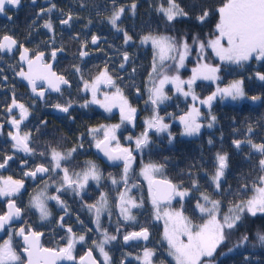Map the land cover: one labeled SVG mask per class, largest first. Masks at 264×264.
<instances>
[{"label":"flooded vegetation","instance_id":"flooded-vegetation-1","mask_svg":"<svg viewBox=\"0 0 264 264\" xmlns=\"http://www.w3.org/2000/svg\"><path fill=\"white\" fill-rule=\"evenodd\" d=\"M140 1L145 2L146 0H115V4L113 0H35V2L33 0H21L19 7L8 6L5 13H0V36L4 34L11 35L19 44H23L33 52H44L45 60L52 65V70L69 81L68 85H61L60 92H53L48 89L45 82L37 81V91L43 90L45 95L41 98L33 91V95H31L26 86L28 81L18 75L22 67L25 71L27 70V66L19 60V50L14 49L11 53H0V125H2L0 127V160L6 155L13 156V160L9 161L6 167L0 168V180H7L11 177L13 180L23 181L24 185L14 196L0 197V213L6 211V203L9 199L14 200L22 210L21 221L11 224L3 230L0 235V244L11 236L14 248L20 251L23 246L21 237L15 235V233L20 228H25L42 233L40 242L46 248L64 247L68 235L66 230L71 227L76 236L85 235L86 237L85 242L75 245L73 255L76 257V262L89 249H93V256L97 261H102L103 258L99 251L95 250L93 241L99 242L104 237L102 231H97L94 222L95 214L89 211L87 205L95 204L100 200L103 193L107 196L108 206L100 217L101 228L102 230L106 229L108 235H116L117 237L116 240L104 246L111 257V264H140V261L136 260L135 257L142 253L141 249L155 242L162 243L167 248V242L162 239L164 221L155 219L154 209L148 194V182L139 175V170L145 165L156 163H152L146 157L148 146L142 149L135 148V139L140 136L139 128L143 129V132L146 128L145 123L139 120L140 114L142 112H148V114L154 112V110H149L151 104L149 92L143 90L142 93H139L135 91V95L132 93L135 96L133 100L117 85L118 77H116L118 71L125 72L127 68L131 69L134 64L138 66L140 52L150 49L148 44L140 42V38L145 35L135 39L123 25L125 18H131L135 15L136 7L133 12L131 5L135 3L137 6ZM53 4L56 7L50 12L47 11ZM121 6L125 8V12L117 24L123 31H117L109 23V18L113 11ZM41 9L45 11L41 12ZM69 15L72 17L69 24H61L60 21L67 19ZM48 21L53 25L51 31L43 27ZM124 32L132 37V40L127 44L124 42ZM93 36L98 38L97 44H92ZM117 37L118 41H116ZM107 45L112 47L106 55H103L101 49L103 47L107 49ZM53 51L56 52L55 59L51 56ZM82 51L87 52L88 55L82 57L80 55ZM124 53L128 54L129 59L127 62L123 59ZM108 59L111 63H107ZM262 63L258 61L255 65H252L251 73H253V76L256 71L264 73ZM121 64L124 65L123 68H121ZM105 67L116 70L113 75H110L113 77L116 86L121 89L128 99L129 104L137 110L132 127L128 122L121 123L115 109L107 112L99 105L92 103H88L87 107L82 106L92 99L91 92L84 91V82H91ZM77 68L80 69L79 72L76 70ZM255 80L258 82L260 89L264 82ZM109 90L113 91L115 88ZM106 91L107 87L101 85L99 98L102 99L103 93ZM13 97L18 103L24 104L29 111L28 118L21 124V132L31 133L30 147L34 149L32 154L16 151L12 147L13 142L8 136L10 131H15L8 121L13 117L19 119V109H13L11 113L7 111V108L12 104ZM188 101V98L171 94L170 99L159 104L160 111L162 109L165 113L166 119L163 118V122L172 121V119L188 111ZM69 103L72 106L69 108L68 113L54 108L56 104L67 105ZM183 105L185 109L181 111ZM212 105L210 109L208 106L203 105L197 107L201 113L199 122L202 124L197 135H182L183 125L180 120L168 123L170 126L168 131L162 133H157L154 129L149 131V134L154 133L157 138L155 141L156 147L160 148L161 145L171 146L177 139L199 140L203 133L209 134L208 140L212 141L214 123L211 128L207 126L211 120V117L207 114L209 112L213 113ZM154 107L155 112H157L158 107ZM170 107L173 108V111L168 112ZM94 113L104 115L106 121L88 127L80 124L84 115L92 116ZM116 124L121 125L120 129L128 130L127 136L132 137V140H128L126 136L127 144L120 143L123 147L131 148L133 150L132 155L135 157L128 173L127 186L121 179L123 162L121 161L117 166H109L103 163L95 152L96 139H101L103 133L93 134L90 132V129L93 128ZM120 129L116 132L117 137ZM169 133H171V137ZM170 140L171 142H169ZM81 144L82 147H80ZM149 144H152L151 141H149ZM72 148H76L77 151L73 153L69 160L62 161V167H67L70 174L82 172L88 167V162L94 163L101 173L100 181L97 183L89 180L87 187L79 195L70 189L56 191L58 187H61L63 177V172L60 169L37 174L36 177L24 175L25 172L34 171L40 165L51 169L52 149L67 153ZM41 153H44V155H41ZM157 165L160 164L157 163ZM162 171V174L156 177L170 180L183 189L191 187L192 182L189 185L188 183H177L164 175ZM110 176L120 182L113 185ZM126 187L130 189L129 195L134 197L137 202L143 200L142 207L132 209V214L136 217L135 221H124L117 207L118 195L120 192L125 191ZM41 192L44 193L45 197L58 195L64 205L61 206L55 200L45 199L50 215L43 220L39 211L32 207L31 203L32 198ZM200 192L193 191L189 197L180 202H178L179 198L173 200L171 208L179 210L181 203L185 207L191 198L194 199L193 204L195 207ZM188 208H191L190 203ZM109 212L111 215H109ZM61 217H63V227L60 226ZM144 227L148 228L150 233L148 241H132L126 246L122 244L124 234L139 231ZM117 228L120 229L119 232H117ZM154 262L155 264H175L174 259L168 255V250L165 254L164 252H156ZM72 264H75V262H72Z\"/></svg>","mask_w":264,"mask_h":264},{"label":"snow or ice","instance_id":"snow-or-ice-1","mask_svg":"<svg viewBox=\"0 0 264 264\" xmlns=\"http://www.w3.org/2000/svg\"><path fill=\"white\" fill-rule=\"evenodd\" d=\"M35 2V0H33ZM21 0H0V13H5L8 6L19 7ZM115 4V0H113ZM167 7L161 4L157 11L162 13L168 22L176 20L178 17H187L188 13L183 10L176 0H167ZM56 6L53 4L47 11H51ZM135 3L131 5V10L135 11ZM45 11L41 9V12ZM125 8H116L109 23L117 31H123L118 27L117 22L124 14ZM218 21L215 24L213 38L205 41H199L198 37H193V43L199 44V52L197 53L198 60L201 61L192 69V76L188 80H182L179 75L169 76L167 74H158L159 83H153V87L148 89L149 101L153 106L158 107L170 97L165 93L166 84H173L178 93L185 97L191 96L193 101L199 100L200 104L207 105L211 108L212 102L219 96L221 99L230 98L233 101L246 98L244 90V80H235L227 87L221 88L217 86L216 90L206 99L200 100L195 95L193 86L197 80L217 81L220 77L217 73L220 71L219 66H213L207 62L205 50L210 48L215 57L221 62L243 66L245 63L253 59L259 62H264V0H223L221 6L217 9ZM209 16L208 11H203L197 19L203 23ZM72 17L69 15L67 19L61 20V24L68 25ZM43 27L53 28L50 21L46 22ZM132 37L124 32V42L129 43ZM92 44L98 43V38L93 36ZM151 43L154 50L153 73H157L156 62L159 61L161 68L167 60L176 61L177 68L184 67V61L190 54V46L187 41L177 43L175 38L168 36H157L148 34L141 38L142 44ZM14 49L19 50V60L23 65L27 66L25 71L22 67L18 75L28 81L33 93L43 98L45 92L37 91V81L45 82L48 89L55 92L61 91V85H68L69 81L63 76L57 75L52 70V65L45 60V53L42 51L33 52L25 47L11 35L4 34L0 36V53H11ZM80 55L87 56L88 53L82 51ZM53 59L56 57V52L51 53ZM123 59L128 61L127 53H124ZM121 64V68H123ZM78 72L79 68L76 69ZM261 82H264V73L256 71L253 77ZM151 79V76H150ZM104 85L108 88H115L114 92H104L103 98H99L100 86ZM187 86L185 91L184 86ZM84 91H90L92 95L91 101L86 102L83 107H87L88 103L97 104L105 111L111 112L114 108L119 109L121 123H132L135 119L136 108L129 104L128 99L124 96L119 87L116 86L113 77L110 75L107 67L99 72L91 82H84ZM261 97L252 96L253 101L259 100ZM72 105H54V108L61 112L68 113ZM13 109H19V119L13 117L8 121L15 129L14 132H9L12 147L18 152L27 154L34 153V149L30 147L31 133L21 132V124L28 118L29 111L24 104L18 103L13 97L12 104L7 108L11 113ZM155 112V107H154ZM200 110L193 107L183 116H180V123L183 125L182 135L193 136L200 132L202 124L199 122ZM216 121L215 116H211L208 127L211 128ZM145 131L135 139V148L142 149L149 143V131L155 130L157 133L168 131L169 125L163 122L158 112L145 121ZM120 124L111 126H101V128L90 129V132L103 133L101 139H96L95 147L104 154L109 161H122L123 173L121 179L125 186L128 183V173L131 169L135 157L132 155V149L123 147L116 135ZM2 127V125H0ZM248 131L251 133L252 128ZM171 137V133H169ZM132 140V137H127ZM171 142V140L169 141ZM247 143L250 150L264 156V143H253L251 138L246 141L234 140L233 144L237 149H241L242 143ZM209 143H212L209 140ZM83 145L81 144L80 147ZM77 151L72 148L67 153H62L56 149L51 151V169L43 165L37 166L34 171L25 172V176L36 177L37 174L48 173L60 169L63 172L61 187L56 189L57 192L63 190H72L77 195L83 191L89 180L96 181L101 179V173L97 166L88 162V167L82 172L69 173L67 167H62V161L69 160L73 153ZM44 155V153H41ZM13 160L12 155H6L0 160V168L8 165L9 161ZM229 167L228 155L217 153L215 157L214 172L210 176L211 185L214 186V192L223 196L225 191L222 190V184L225 178L226 170ZM163 165L147 164L141 169V175L148 182V194L151 204L154 209L156 220H163V236L162 239L167 242L168 255L171 256L175 264H214L217 249L230 238L234 229H237L240 223L247 217L264 216V158L259 160V173L251 183H243L235 193L229 192L239 202H231L227 207V211H222L223 204L219 199H213L208 192H200V186L197 181L193 180L191 187L187 189L181 188L179 185L172 183L167 179H157L156 174L162 171ZM113 185L120 181L113 177H109ZM23 181L13 180L9 177L7 180H0V197H12L17 194L23 187ZM135 187V185H133ZM193 191L200 192V196L196 201L195 209L199 211L203 218L202 223H194L187 215H185L183 204L179 210L172 209L173 200L179 198L183 201L189 197ZM130 189L126 187L125 191L118 195L117 207L120 211V216L124 221H135L136 217L132 214L133 208L143 206V200H137L129 195ZM249 193H251L249 195ZM45 199L57 201L63 205L58 195L45 197L41 192L32 198V207L36 208L41 219H47L50 215L46 206ZM108 200L105 194H101V198L95 204L87 205L90 212L95 214V224L97 231H102L103 239L99 242L93 241L95 250L99 251L102 261H97L93 256V249H89L85 255L80 256L78 262L73 255L75 245L83 243L86 240L85 235L76 236L71 227L67 228V243L64 247L46 248L40 242L42 233L31 229L20 228L15 235L22 237L23 246L20 251L14 248L12 237L0 244V264H58L60 261H72L75 264H111V257L105 250V244L117 239L116 235H108L107 230H102L100 217L103 211L107 209ZM21 209L16 205L14 200L9 199L7 202V210L0 213V230H4L6 225H9L14 218L21 215ZM109 215L111 213L109 212ZM61 219V227L63 217ZM120 229L117 228V232ZM150 233L148 228H141L139 231H131L123 236V241L128 244L132 241H148ZM257 241L260 246L264 247V233H256ZM62 239H64L62 237ZM249 237L242 235L238 243L234 247H240L247 242ZM229 252L233 248L228 249ZM223 254V253H221ZM156 251L145 247L141 255L135 257L140 261V264H155L154 257Z\"/></svg>","mask_w":264,"mask_h":264},{"label":"trees","instance_id":"trees-1","mask_svg":"<svg viewBox=\"0 0 264 264\" xmlns=\"http://www.w3.org/2000/svg\"><path fill=\"white\" fill-rule=\"evenodd\" d=\"M176 2L188 13L187 17H178L176 20L168 22L164 15L157 11L161 4H165V0H146L137 4L135 15L131 18H125L123 25L135 39L147 34H167L169 37L175 38L178 44L186 40L191 49L190 54L185 59L189 67L194 65L195 59H198V52L192 47L197 44L193 43V37H198L199 41L206 42L214 34L218 19L217 9L221 6L223 0H176ZM203 11H208L209 16L201 23L197 17ZM116 41H118V37ZM106 47L107 49L105 47L101 49L103 55H106L112 46L107 45ZM152 55L151 48L145 49V51L140 52L138 66L134 64L131 69L127 68L125 72H117V85L133 100L135 99V96H133L135 91L139 93H142L143 90L148 92L147 89L152 87L159 72L166 69L158 70V73L153 75V82L151 80L150 83H147ZM133 61L135 62V60ZM168 62L174 64L176 61L168 60ZM107 63H111V61L108 59ZM262 64L264 66V62ZM188 67L184 69V73L189 72ZM168 69H171V67ZM108 70L112 75L116 71L111 68ZM251 70V66L240 67L238 65H228L227 68L223 66L220 68L218 72L221 77L219 83L242 77L245 92L261 98L257 102L214 101L212 110L216 121L212 132V143H209V134L203 133L199 140L177 139L171 146L161 145L160 148H157L155 144L157 138L154 133L149 134V141L153 145H147V159L152 163L163 165V174L177 183H188L189 185L193 180L197 181L201 192H208L212 195V198L215 197L222 201L223 210L227 209L234 200L239 202L229 192L235 193L243 183H251L252 179L260 174L258 163L261 157H264L251 151L246 142L242 143L241 149H237L233 144L234 140L246 141L248 138H251L253 143H264V83L259 89L258 82L254 78H249L253 77ZM193 89L200 96L210 95L213 92V84L206 80H197ZM178 99L180 98L178 97ZM184 109L185 106L183 105L181 111ZM149 110H154L152 104L149 105ZM156 110L157 112L160 111L159 107ZM170 111H173L172 107L168 109V112ZM152 112H149V114L148 112H142L140 116L152 117L155 114V112ZM163 112L161 109L158 114L165 118ZM141 117L139 118L140 121ZM105 121L104 115L94 113L92 116L84 115L80 124L88 127ZM249 127L252 128L251 133L248 131ZM138 131L141 135L143 129L139 128ZM127 134L128 130H119L118 139L120 143L127 144ZM217 153H226L229 158V167L226 170L222 184V190L227 191L223 196L214 192V186L210 182ZM189 203L191 205L190 209L188 208ZM193 203V198L188 200L187 206L184 207L185 215L192 219L194 223H202L203 218L195 209ZM257 232L264 233V216H247L238 228L233 230L232 235L225 244L217 249L215 264H264V247L260 246L257 241ZM242 235H247L249 237L248 241L240 247H234ZM154 247L156 252H164V254L167 252L162 243H155ZM229 248H233V251L229 252Z\"/></svg>","mask_w":264,"mask_h":264},{"label":"rangeland","instance_id":"rangeland-1","mask_svg":"<svg viewBox=\"0 0 264 264\" xmlns=\"http://www.w3.org/2000/svg\"><path fill=\"white\" fill-rule=\"evenodd\" d=\"M165 7H167L168 5H167V0H165V4H163ZM217 21H218V19H217ZM217 23V22H216ZM215 31V30H214ZM148 35V34H147ZM153 35H157V36H168L167 34H153ZM143 37V36H142ZM141 37V38H142ZM169 37V36H168ZM141 38H140V42H141ZM211 38H213V35L211 36V37H209L207 40H209V39H211ZM206 40V41H207ZM149 46H150V48H151V50H152V63H151V68H150V74H149V76L147 77V83H150V81L152 80V82H153V80H154V77H153V75H155L156 73H153V60H154V50H153V47H152V45H151V43L149 42V43H147ZM193 48H195V50H196V52H199V44L197 43L196 45H194V46H192ZM205 56H206V60L204 61V62H207V63H209V64H212L213 66H219L220 68L223 66V67H225V68H227V66L228 65H235V64H228V63H225V62H221L217 57H215L214 56V54L212 53V50L210 49V48H208V49H206L205 50ZM187 59V58H186ZM201 61H199L198 59H195V62H194V65H192V66H189L188 67V65L186 64V61H184V67H179V68H177V66H176V62L174 63V64H171V63H169L168 62V60L167 61H165L164 62V66H163V68L165 69L164 71H162V72H159V74H167V75H169V76H174V75H179L180 76V78L182 79V80H188L191 76H192V69L194 68V67H196L197 66V64L198 63H200ZM256 62H258V61H256V60H252V61H249V62H247V63H245L242 67H246V66H251L252 67V65H255V63ZM156 66H157V73H158V70L159 71H161L163 68H161V66H160V63H159V61H157L156 62ZM169 67H171V69H168ZM189 68V72L188 73H184V69H186V68ZM241 67V66H240ZM217 75L220 77V75L217 73ZM150 76H151V79H150ZM221 78V77H220ZM242 79V77H236V78H234V79H231V80H229V81H227V82H225V83H219V80H217V81H215V82H213V81H208V80H206V81H208V82H211L212 84H213V92L216 90V88H217V86H219V87H221V88H224V87H227L231 82H233V81H235V80H241ZM243 80V79H242ZM154 82L156 83V84H158L159 83V76L154 80ZM152 87H153V85H152ZM184 88H185V91H187V86L185 85L184 86ZM110 88H108L107 87V91L106 92H114L115 90H113V91H110L109 90ZM164 91H165V93L170 97V95L171 94H178V95H180L181 97H184V98H188V104H187V107H189V110L191 109V107H193V105L195 104V106L196 107H198V106H201V105H203V104H200V102H199V100H197V101H193L192 100V97L191 96H188V97H185L184 95H182L181 93H178L177 91H176V89H175V86L173 85V84H171V83H169V84H166L165 85V88H164ZM195 92V91H194ZM212 92V93H213ZM170 93V94H169ZM246 93V92H245ZM195 95L197 96V97H199V99L200 100H203V99H206L208 96H203V97H201V96H199L196 92H195ZM211 95V94H210ZM253 95H249V94H247L246 93V98H244V99H240V100H236V101H233V100H231L230 98H225V99H221L219 96H217V98L214 100V101H224V102H231V103H240V102H257V100L256 101H253L252 99H250V97H252ZM102 98H103V96H102ZM213 101V102H214ZM203 106H207V105H203ZM117 112H118V115H119V117H120V113H119V109L118 108H114ZM113 109V110H114ZM188 110V111H189ZM188 111H185L183 114H181V115H179L178 117H176V118H174V119H172V121H168V122H164V123H166V124H168V123H172V122H177L178 120H179V118H180V116H183V115H185ZM208 116H214V114L213 113H211V112H209L208 114H207ZM142 119V121L145 123V121L146 120H148V119H150L149 117H146V116H143V117H141ZM121 119V118H120ZM144 125V124H143ZM97 128H101V127H97ZM120 128H121V126H120ZM119 128V129H120ZM162 133V132H161ZM262 158H264V157H261V159ZM142 169V168H141ZM141 169L139 170V175H140V177H142V178H144L143 177V175H141ZM138 172V171H137ZM160 174H162L161 172L160 173H157L156 174V176H158V175H160ZM213 199H217V198H215V197H213ZM222 211H224V212H226L227 211V209H225V210H223L222 209ZM199 212V211H198ZM156 243V242H155ZM155 243H153L152 245H150V246H148L147 248H149V249H154V250H156V248L154 247L155 246ZM154 245V246H153ZM166 250H167V248H166ZM143 251V249H141V252ZM142 254V253H141ZM140 254V255H141ZM214 264H215V261H214Z\"/></svg>","mask_w":264,"mask_h":264},{"label":"water","instance_id":"water-1","mask_svg":"<svg viewBox=\"0 0 264 264\" xmlns=\"http://www.w3.org/2000/svg\"><path fill=\"white\" fill-rule=\"evenodd\" d=\"M26 86L28 87V89H29L31 95H33V94H32V90H31V86H30L28 83H26ZM53 92H55V91H53ZM132 126H133L132 123H130V127H132ZM95 152H96L98 158H99L103 163H105L106 165H109V166H117V165H119V164L121 163V161H116V162L109 161V160L107 159V157H105L104 154H103L102 152H100L97 148H95ZM156 178H157V179H162V178H160V177H156ZM6 210H7V203H6ZM21 217H22V212H21L20 217H18V218H14V219L10 222L9 225L14 224V223H19V222L21 221ZM9 225H6L5 228H6L7 226H9ZM2 233H3V230H0V235H1ZM141 241H143V240H141ZM133 242H136V241H133ZM143 242H145V241H143ZM129 243H130V242H129ZM129 243H128V244H129ZM21 244L23 245V239H22V237H21ZM122 244H123L124 246L128 245V244H125L123 240H122ZM86 252H87V251H86ZM86 252H85V253H86ZM85 253H84L83 255H85ZM83 255H82V256H83ZM78 260H79V259H78ZM78 260H77V262H78ZM58 264H72V262H71V261H66V260H64V261H60V262H58Z\"/></svg>","mask_w":264,"mask_h":264}]
</instances>
